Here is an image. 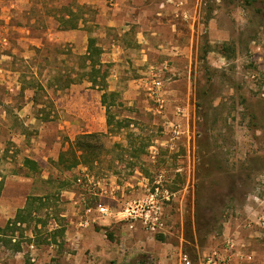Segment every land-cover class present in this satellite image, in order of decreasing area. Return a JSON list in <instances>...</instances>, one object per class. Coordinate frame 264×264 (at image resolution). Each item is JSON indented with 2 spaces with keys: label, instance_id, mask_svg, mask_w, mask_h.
<instances>
[{
  "label": "rangeland",
  "instance_id": "374dc122",
  "mask_svg": "<svg viewBox=\"0 0 264 264\" xmlns=\"http://www.w3.org/2000/svg\"><path fill=\"white\" fill-rule=\"evenodd\" d=\"M115 5L124 21L102 22ZM127 6L146 10L150 28ZM91 36L118 94L108 108L86 78ZM88 132L104 133L99 159L58 164ZM0 172V264H179L181 252L221 248L224 223L264 197V0H0ZM160 174L172 193L165 232L129 228L109 192L97 200L111 214L78 225V177L129 181L134 197Z\"/></svg>",
  "mask_w": 264,
  "mask_h": 264
},
{
  "label": "built area",
  "instance_id": "2783aa9c",
  "mask_svg": "<svg viewBox=\"0 0 264 264\" xmlns=\"http://www.w3.org/2000/svg\"><path fill=\"white\" fill-rule=\"evenodd\" d=\"M155 152V151H153ZM155 156V155H154ZM162 175L150 187L149 179L142 177L140 184L144 192L139 196L125 195V189L119 185H111L105 188L100 182H94L93 177H78L77 182L80 191L76 203L79 204L82 211L78 225L81 228L88 229L95 226L102 218L111 214L110 206L103 201L97 200V197L109 196L119 203L120 220H123L129 228H136L137 224L150 233L165 232L167 224L164 216V203L169 200L172 193L169 192L162 183ZM131 185L128 181L126 186ZM120 191V192H119ZM74 195L75 191H72ZM232 244L226 242L221 248H216L198 258H192L189 254L181 252L179 264H231L230 248ZM34 248V244H30ZM148 264H153L148 262Z\"/></svg>",
  "mask_w": 264,
  "mask_h": 264
},
{
  "label": "crops",
  "instance_id": "0c3cea01",
  "mask_svg": "<svg viewBox=\"0 0 264 264\" xmlns=\"http://www.w3.org/2000/svg\"><path fill=\"white\" fill-rule=\"evenodd\" d=\"M108 9L110 10H104L101 13L102 22L118 25L124 21L121 14L125 11L118 5ZM134 11L136 13L132 21L141 23V27L144 29L150 28L149 20L145 16L146 10L141 7H138V10H129L128 6L126 7V12L131 13ZM180 11H182V7L178 5H173L167 9L168 14L173 13L175 16ZM173 24L176 26L177 22L175 21ZM173 24L171 23V25ZM123 189H128V187ZM258 195L254 194L252 198L254 200L244 204V212L249 213L248 216L246 215L248 218L243 220L231 217L224 223L222 240L224 244L226 242L232 244L230 248L231 264H264V197ZM243 217H245L244 214Z\"/></svg>",
  "mask_w": 264,
  "mask_h": 264
},
{
  "label": "trees",
  "instance_id": "16d2710c",
  "mask_svg": "<svg viewBox=\"0 0 264 264\" xmlns=\"http://www.w3.org/2000/svg\"><path fill=\"white\" fill-rule=\"evenodd\" d=\"M82 8H84L82 6ZM70 13L72 11L70 10ZM210 15V14H209ZM210 19V16L207 17L206 24L208 23V20ZM61 24H63L62 29H76L79 27V22L75 19H62L59 20ZM102 48L97 45V37L91 36L89 38V44L87 47V52L84 55L85 59V68L88 71L86 73V78L88 81L92 83L93 86L101 88L103 91L102 93V103L108 108L109 105L115 104V99L117 98L118 94L114 91H108L107 89V71L103 69L105 64L101 62L100 60V54L102 52ZM208 50H203V53L201 54V59L206 65V57H207ZM89 62L88 66L87 63ZM89 69V70H88ZM112 97L111 103L108 101V97ZM109 111V109L107 110ZM114 116L108 112L107 114V124L109 126V129H111V126L114 124ZM118 127L121 128L122 124L118 123ZM103 132H88V133H81L79 134L74 140L69 141V146L66 149H63L60 152L59 159L57 161L58 164H62L67 168H71L73 165H75L77 162H91L96 161L100 157V150L104 147V141H103ZM25 164H27L32 169L38 168V162L31 159V158H25ZM65 163L67 165H65ZM4 188V179L0 172V197L2 195V191ZM25 212H28V214H31L30 207H25ZM20 212L17 213L16 221L22 220L26 221L23 218L19 217ZM53 238H55V235H53ZM16 249H19V243L16 244Z\"/></svg>",
  "mask_w": 264,
  "mask_h": 264
}]
</instances>
